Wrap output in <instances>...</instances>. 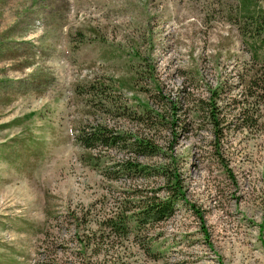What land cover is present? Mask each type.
I'll use <instances>...</instances> for the list:
<instances>
[{"label": "rangeland", "instance_id": "obj_1", "mask_svg": "<svg viewBox=\"0 0 264 264\" xmlns=\"http://www.w3.org/2000/svg\"><path fill=\"white\" fill-rule=\"evenodd\" d=\"M263 7L0 0V264H264ZM97 125L128 143L81 146Z\"/></svg>", "mask_w": 264, "mask_h": 264}, {"label": "trees", "instance_id": "obj_2", "mask_svg": "<svg viewBox=\"0 0 264 264\" xmlns=\"http://www.w3.org/2000/svg\"><path fill=\"white\" fill-rule=\"evenodd\" d=\"M241 1L244 6L250 4L251 2V0ZM245 11V13H248L249 17L252 19V21L249 19V25H252L250 27V34H252L251 37L257 38V36H260V34L264 33V7L256 11H250V9L247 8ZM254 78L255 85L258 86L259 89L264 91V54L263 60L260 63V67L254 74ZM77 138L81 146L90 149L100 145L105 147H113L116 144L128 143L124 133L108 130L107 127L103 125L95 126L90 132L80 131V133H78L77 135ZM131 144L136 147L137 151L140 150L142 154L150 155L153 153L154 146L147 139L136 137L134 138V141H131ZM124 166L126 170L130 171H142L145 168L141 167V164L139 162L132 161H126ZM165 190L167 192V196L164 198H160L154 195H145L144 197H142L143 199L141 198L143 203L141 202L138 214H142L145 219L144 221L149 219L161 220L171 213L172 205L178 200L177 196L180 191L176 187V179H172V176H170V174L166 175ZM123 222L124 219L121 220L119 219L118 215H113L105 220L104 225L108 227L111 232H116L120 229H126V225L123 224Z\"/></svg>", "mask_w": 264, "mask_h": 264}]
</instances>
